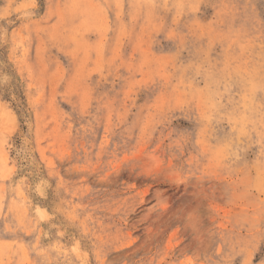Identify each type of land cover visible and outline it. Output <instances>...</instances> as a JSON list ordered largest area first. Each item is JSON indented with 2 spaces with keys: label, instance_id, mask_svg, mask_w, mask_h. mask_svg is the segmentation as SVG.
<instances>
[{
  "label": "rangeland",
  "instance_id": "obj_1",
  "mask_svg": "<svg viewBox=\"0 0 264 264\" xmlns=\"http://www.w3.org/2000/svg\"><path fill=\"white\" fill-rule=\"evenodd\" d=\"M0 264H264V0H0Z\"/></svg>",
  "mask_w": 264,
  "mask_h": 264
}]
</instances>
